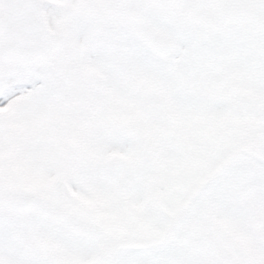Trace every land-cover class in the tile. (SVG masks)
I'll return each instance as SVG.
<instances>
[{
	"label": "snow or ice",
	"instance_id": "1",
	"mask_svg": "<svg viewBox=\"0 0 264 264\" xmlns=\"http://www.w3.org/2000/svg\"><path fill=\"white\" fill-rule=\"evenodd\" d=\"M0 264H264V0H0Z\"/></svg>",
	"mask_w": 264,
	"mask_h": 264
}]
</instances>
